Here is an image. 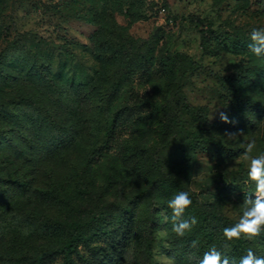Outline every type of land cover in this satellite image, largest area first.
I'll use <instances>...</instances> for the list:
<instances>
[{
  "label": "trees",
  "instance_id": "trees-1",
  "mask_svg": "<svg viewBox=\"0 0 264 264\" xmlns=\"http://www.w3.org/2000/svg\"><path fill=\"white\" fill-rule=\"evenodd\" d=\"M100 1V9L93 13L96 30L89 37L98 65L91 80L81 79L65 66L53 69L39 51L23 49L10 60L4 52L0 59V264H48L55 255L61 256L62 264H75L71 255L78 243L92 254L83 264H123L124 249L140 231L143 199L152 189L159 190L166 204L179 191L197 200V194L184 183L190 166L176 163L165 167L157 155L160 145L148 146L155 138L160 144V131L184 130L178 121L180 113H192L194 108L186 103L179 106L180 98L185 101L183 80L197 65L181 53L156 56L151 39H134L116 22V14L133 22L145 19L144 0ZM138 70L151 93L124 90ZM260 76L263 79L258 72L249 71L246 80L258 88ZM215 78L221 82L228 79ZM187 133V140L200 138L193 129ZM97 150L99 158L114 157L126 168L132 180L130 191L123 187L110 216L101 212L85 223L76 215L63 220L48 217L44 207L69 205L57 169L63 167L77 180L73 193L83 198L91 185L84 180L93 176ZM19 194L33 199L32 208L11 210L10 223H17L19 229L10 228L6 223L10 214L3 207L18 205L15 197ZM186 210V217L194 221L195 237L190 230L181 239L194 258L191 264H200L212 247L235 264L249 248L264 256V249L247 238L229 241L224 237L223 229L233 223L219 209L189 206ZM96 239H104L105 245L93 246Z\"/></svg>",
  "mask_w": 264,
  "mask_h": 264
},
{
  "label": "rangeland",
  "instance_id": "rangeland-1",
  "mask_svg": "<svg viewBox=\"0 0 264 264\" xmlns=\"http://www.w3.org/2000/svg\"><path fill=\"white\" fill-rule=\"evenodd\" d=\"M100 6V0H0V59L4 52L10 60L23 49L39 51L49 59L53 69L65 66L70 73L81 75V79L91 80L98 65L89 37L96 30L93 13ZM143 10V20L133 22L116 14V22L126 27L134 39H151L156 56L181 53L197 65L183 80L185 101L180 98L179 106L186 103L194 108L192 113H180L178 121L184 130L160 131V144L155 138L148 146L160 145L157 155L165 167H174L176 163L179 167L190 166L184 183L197 194L190 208L219 209L235 224L246 198L254 199L257 194L255 182L248 176L250 157L264 153V59L256 57L248 47L251 30L264 28V0H144ZM249 71L262 75L263 79L260 76L256 80L258 88L247 82ZM216 75L228 79L221 82ZM125 89H132L138 95L151 93L140 70L127 80ZM220 112H226L232 122H222ZM191 129L200 137L198 141L187 140ZM230 133L235 137H230ZM250 144L254 147L248 152ZM97 152H94L97 163L92 168L93 176L84 180L91 185L83 198L73 193L77 180L63 167L57 169L70 197L69 205L44 207L48 217L63 220L76 215L85 223L101 212L110 216L116 210L113 202L118 201L123 187H129L132 180L114 157L99 158ZM159 195L158 189H152L143 199L140 231L124 249L123 264H191L193 261L186 250L187 243L172 231L171 209ZM32 201L29 195H17L18 205L3 207L10 214L6 223L12 221L11 210H30ZM186 213L187 210L182 218L192 221ZM18 215L15 221L19 220ZM10 224V228L17 226L14 222ZM193 226L192 223L191 233L195 237ZM247 240L264 249V236ZM105 243L104 239H96L92 245ZM71 258L75 264H83L92 254L78 243ZM48 264H62L61 256L55 255Z\"/></svg>",
  "mask_w": 264,
  "mask_h": 264
},
{
  "label": "clouds",
  "instance_id": "clouds-1",
  "mask_svg": "<svg viewBox=\"0 0 264 264\" xmlns=\"http://www.w3.org/2000/svg\"><path fill=\"white\" fill-rule=\"evenodd\" d=\"M249 40L250 51L256 57L264 59V28H253L249 33ZM219 119L224 123L232 122L226 112H220ZM229 136L235 137V134L230 133ZM253 147L252 144L248 145V152H251ZM248 176L255 182L257 194L254 199L246 198L238 222L223 229V235L229 241L240 238L251 240L264 236V153L250 157ZM191 204V197L186 191L177 192L167 202V207L171 209L172 231L178 238H183L191 230L194 221L182 218ZM165 219L167 220L168 217L165 216ZM200 264H235V262L212 247L204 254ZM239 264H264V256L256 255L249 248L240 258Z\"/></svg>",
  "mask_w": 264,
  "mask_h": 264
}]
</instances>
